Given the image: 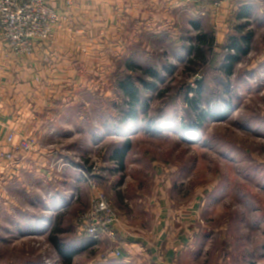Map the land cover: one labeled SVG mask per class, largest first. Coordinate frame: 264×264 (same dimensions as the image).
Instances as JSON below:
<instances>
[{"label": "crops", "instance_id": "1", "mask_svg": "<svg viewBox=\"0 0 264 264\" xmlns=\"http://www.w3.org/2000/svg\"><path fill=\"white\" fill-rule=\"evenodd\" d=\"M46 2L59 11L61 21L51 39L38 43L29 56L13 53L0 31V221L7 220L12 210L19 211L20 239L44 234L58 214L72 209L82 196L89 202L96 191L122 192L123 185H128L123 171L131 164L135 171L144 169L136 166L143 158L132 159L128 154L123 160L113 158L123 138L107 124L119 111L115 109L118 64L135 47L162 36L178 38L187 30L199 34L205 26L215 30L217 45L223 46L239 25L249 23L244 32L251 30L255 35L245 56L250 62L245 63L243 79L264 85V45L259 52L254 49L258 40L264 41V0H230L221 8L193 0ZM247 8L250 15L242 16ZM10 132L35 138L36 148L29 153L16 151L7 159ZM104 147L107 157L98 170L86 153L92 148L102 152ZM16 193L25 204L15 201ZM159 207L161 222L153 226L151 235L137 237L117 225L123 253L116 264L133 260L136 264H190L195 239L189 230L194 222L187 217L184 235L172 236L167 230L172 228L171 209L162 201Z\"/></svg>", "mask_w": 264, "mask_h": 264}, {"label": "rangeland", "instance_id": "2", "mask_svg": "<svg viewBox=\"0 0 264 264\" xmlns=\"http://www.w3.org/2000/svg\"><path fill=\"white\" fill-rule=\"evenodd\" d=\"M202 31L208 41L214 38V45L212 49L202 46L205 60L193 65L187 46L195 44L196 30L178 38L162 36L130 54L135 63L156 68L161 76L158 88L148 93L147 115H141V125L128 129L126 136L132 140L128 157L143 158L136 166L144 169L135 171L131 164L123 171L128 185H123L122 192L105 194L117 225L137 237L151 235L153 226L161 222L156 211L160 201L171 209L172 228L167 230L172 236L184 235L190 217L194 223L189 235L195 239L190 264H264V85L243 79L245 63L250 62L247 57L236 64L242 68L227 76L221 70L227 42L218 46L215 30L205 26ZM262 45L264 41L258 40L254 49L259 52ZM201 81L204 109L195 112L186 96L191 99ZM150 122H160L161 130L144 129ZM105 148L86 153L98 170L107 157ZM93 197L89 202L80 197L59 220L62 232L55 235L65 239V248L77 247L71 264H116L115 250L123 253L117 233L112 242L104 239L93 244L80 231L78 220ZM21 198L16 193L15 201L25 204ZM191 208L199 212H189ZM6 217L0 221V264H67L50 241L55 220L39 237L20 239L21 213L12 210Z\"/></svg>", "mask_w": 264, "mask_h": 264}, {"label": "trees", "instance_id": "3", "mask_svg": "<svg viewBox=\"0 0 264 264\" xmlns=\"http://www.w3.org/2000/svg\"><path fill=\"white\" fill-rule=\"evenodd\" d=\"M245 11L246 12H244L242 16L250 15L249 8H247ZM248 25L249 23H243L239 25L236 28V32L230 35L228 38L227 45L225 46V49H227L228 53L225 56L224 66L222 67L224 69L221 68V70L226 72L227 76L233 73L234 68L236 67L235 65L240 63L242 58L247 56L251 51L252 41L255 34L251 30L244 32ZM194 27L196 29L200 28L199 25H195ZM194 41V45L191 46V44H189L187 46V48H189L188 55L193 54L189 61L190 65L195 64L196 61L205 60L202 46L207 45V47L212 49L214 45V38H211V40L208 41L207 34H205L203 31L197 35ZM171 72L173 73V70ZM117 76L118 79L115 83V91L118 93L119 99L115 103V109L118 108L119 111H117L114 117H110V120L107 124H110L109 128H111L118 137L123 138L122 144L118 148H115L112 152L114 159L123 160L132 147L131 137H126L128 129L134 125H141L142 121L140 122L139 120L141 115H147V112L150 109V94L148 93L153 92L158 88V78L161 76V73L156 68H146L138 62L135 63L133 58H129L121 61V63L118 64ZM203 84L204 83L202 81L198 82V89L194 90V95L191 99L188 95L186 96L187 102L189 105H191L195 112L199 109H204L203 107L201 108V102L203 100ZM198 116L200 120V113ZM145 118L146 116L144 119ZM216 119L218 120V118ZM150 128H155L157 131H160L161 124L160 122H150L145 126L144 129L149 131ZM195 135L198 136L197 133H195ZM120 162L123 164L122 161ZM69 212V210H65L58 214L50 232V235L55 232L54 236L50 238V241L60 256L66 260L67 264H71L73 262V258L77 253V247L70 245V249L65 248L63 246L65 239L58 238L56 235H59L62 232V230L58 228L59 220ZM89 246H91V244Z\"/></svg>", "mask_w": 264, "mask_h": 264}, {"label": "built area", "instance_id": "4", "mask_svg": "<svg viewBox=\"0 0 264 264\" xmlns=\"http://www.w3.org/2000/svg\"><path fill=\"white\" fill-rule=\"evenodd\" d=\"M192 1V0H188ZM221 8L230 0H193ZM61 21L59 11L51 7L46 0H0V31L11 51L17 55H30L38 43L48 41L53 29ZM10 152L5 157L12 159L13 153L32 152L37 140L10 132L7 136ZM118 219L105 192L97 191L91 200L89 209L78 220L82 235L94 241L115 239ZM117 258L122 252L116 249Z\"/></svg>", "mask_w": 264, "mask_h": 264}]
</instances>
